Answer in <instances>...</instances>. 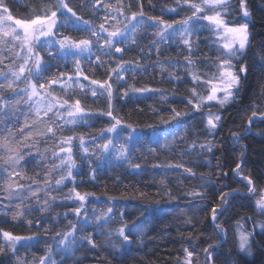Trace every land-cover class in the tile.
Returning a JSON list of instances; mask_svg holds the SVG:
<instances>
[{
	"label": "trees",
	"instance_id": "obj_1",
	"mask_svg": "<svg viewBox=\"0 0 264 264\" xmlns=\"http://www.w3.org/2000/svg\"><path fill=\"white\" fill-rule=\"evenodd\" d=\"M248 2L254 17V22L250 24L254 40L253 48L248 51L249 73L239 97L234 102L223 108L214 104L211 107L213 113L219 112L222 117V124L216 130L215 136H208L204 132L209 107L205 106L202 111L194 112L192 106L187 103L186 98L191 96L189 89L194 85L191 76L179 67L180 64L186 63L184 60L187 54L186 46L179 37L175 42H159L156 30L145 26L135 35L137 43H129L122 57L125 61H133L128 67H135L136 61H139L140 65L136 67L135 77L133 72L125 74V81L127 85L159 89L168 94V99L162 100L159 93L130 92L129 98H125V102L118 106L120 116L138 129L126 147L132 164H140L139 169L133 168L127 162L115 160L111 163L95 161L89 165L91 154L99 153L98 145L104 142L103 139L93 137H98L106 124L94 126L91 123L93 126L86 128L85 131L77 132L80 128H75L71 130V134L62 133L56 136V140L44 139L47 141L44 153L48 158L44 162L45 169H54V165L59 164V158L53 153L59 152L60 139L69 135L75 136L73 159L76 161V168L73 169L72 180H65L63 185L51 191L50 194L57 202L49 204L40 212L37 211L38 203L34 199L38 195H30V198L23 200L15 196L12 199L6 198L8 183H23L18 176L9 178L8 171L5 170L6 165L0 159V245L10 243L3 238V231L13 235L38 237V240L18 242L15 252L9 250L7 254H0V264H36L39 257L45 255L56 264H184L185 248L194 252L193 264H205L203 249L221 241L223 246L219 248L216 264H264V231L260 228V224L264 223V214H261L254 204V194L247 191V181L238 177L235 171L236 165L240 164L242 175H248L254 181L255 195L264 191V118L260 115L264 113V71L260 70L259 56L254 55L264 42L262 10L264 0ZM175 5L176 0H121L120 8L124 14L115 15L112 12L109 15L112 19L115 17L110 29L112 30L114 26L123 29L128 23L125 17H130L132 11H140L141 8L145 13V19L148 16H156L170 23L190 15L191 10L187 6H183L184 10L169 12L168 9ZM233 7L235 13L229 14L231 19L225 16L229 24L241 20L239 5L234 4ZM207 33L205 29L202 34L195 32L191 37L194 50L198 46L196 51L198 65H210L216 58ZM115 58L116 54H113V63L105 61V65L115 67L117 62ZM174 61L179 63L175 67H169ZM10 64L12 63H0V70L1 66ZM160 65H163V69ZM13 69L18 70V65ZM200 71L211 73L213 70L201 67ZM170 72L180 73L182 79L180 81L172 79L169 76ZM93 78L104 80L107 77L103 75L92 76L91 79ZM204 87L201 85V88ZM19 91L16 88V94ZM10 96L5 95L9 100ZM26 107L28 111L31 110L27 102ZM173 108L189 112L190 115L163 123L161 118L169 120ZM253 111L257 112L256 117H252ZM15 112L18 113L16 107L12 111L9 108V116L1 118L3 122L0 123V137L8 136L11 132L9 138L14 137L20 141L19 128L23 127V122L20 115L16 116ZM30 117L34 118L32 111ZM250 117L254 121L251 125ZM178 120L188 123L183 127H176ZM233 134L239 137L238 142ZM80 136L84 137V147H80ZM166 138L169 141L168 147H164ZM118 139L120 143L124 142L123 138ZM36 140L40 141V138L33 137L32 141H29L32 147L30 149L22 147L21 151L35 152L38 146ZM193 142L196 144L195 147L191 146ZM208 143L215 145L211 152L200 147L201 144ZM84 148H88L89 152L85 153ZM153 148L157 151H150ZM2 154L0 151V156ZM59 155L66 156L67 153ZM157 164L160 167H154ZM90 167L96 169L95 173ZM13 168L22 170L21 175H26L31 181L25 183L28 189L40 191L38 186L30 187L34 184H43L41 179L37 180V174L42 171L40 167L22 163ZM185 168H191L195 175H189L184 171ZM56 172L55 180L60 178V173ZM225 173L227 175H224ZM64 174L66 175V171ZM73 187L82 194H90L80 216L73 211L80 202L67 199ZM234 189H238L242 195L230 199L227 211L218 216V222L225 230L218 236V230L211 223V207L208 206L220 205L219 196ZM193 190L202 192L204 198L185 195ZM169 193L174 198L170 199ZM17 205L20 207L17 208ZM109 207L112 208V212L108 214V223L105 224L103 219L97 221L95 217L101 212L106 213ZM218 211H222V208ZM17 212H22L23 215L14 219L13 216ZM28 221L32 222L31 225ZM123 222H127L128 229H132L133 224L141 225L142 231L137 234L133 229L132 242L121 248L122 238L117 235V230L123 226ZM238 222L244 225L246 231L251 225L255 228L256 241L252 240L251 254L239 250ZM72 225H76L74 235L77 244L72 252L64 253L59 250L57 241L60 237L56 236V233L70 231ZM190 234L197 238L190 239ZM86 235H91L95 239L97 248H92L85 240L80 239ZM113 243L116 245L115 248L112 247ZM49 248L52 250L50 255Z\"/></svg>",
	"mask_w": 264,
	"mask_h": 264
},
{
	"label": "snow or ice",
	"instance_id": "obj_2",
	"mask_svg": "<svg viewBox=\"0 0 264 264\" xmlns=\"http://www.w3.org/2000/svg\"><path fill=\"white\" fill-rule=\"evenodd\" d=\"M93 6H95L96 0H92ZM234 4H238L242 12V18L239 21L229 24L226 22L225 16H231L229 14L235 13ZM183 6H187L191 10L190 15L185 18L168 22L165 19L148 16L145 19V13L141 8L140 11H132L130 17H125L128 21L124 25V28L113 27L109 30L105 27V22L108 16H105V22H101L98 25L99 31L92 23L83 19L77 14L76 11L66 2V0H46L43 13L36 14L34 18L27 19H14L11 13H9L8 7L0 0V52L7 49L12 52L15 58L22 60L23 62L18 65V70H14L12 67H8V71L0 70V80L6 81L0 82V89H9L15 91L19 87V83L23 81L26 87L21 88L18 96L19 99L15 100V104L20 103V99L26 97V102L29 104V108L32 110L34 118L31 122L26 119L23 127L19 128L21 134V140L17 141L14 137L10 139L11 132L8 136L0 137V151L3 155L0 159L4 160L6 165V171H8L9 178L12 176H18L20 179H24L19 170L13 168L15 165H19L20 161L24 158V153L21 148H31L33 137H45L48 134L52 136L57 135V131L63 132L65 125H81L89 124L94 116L107 117L105 122L106 127L100 130L98 137L93 139H103V143L98 145L99 153H92L89 158V165L95 161L111 163V161H124L129 163L133 168L139 169L140 164H132L126 144L133 139V134L137 132V127L125 121L119 114V110L113 101L118 99L129 98V93H159L162 100L168 99V94L159 89L150 87H136L134 85H127L125 81V74L128 72H134L135 67H140L139 62H135V67H128L132 65L133 61H125L122 56L115 58L116 66H109L107 71V78L104 80L90 79L87 75H84L80 69L81 60H91L95 56V63L97 67H104L105 61L103 57L113 58V52L124 53L129 43H137L135 35L145 26L155 29V34L158 37L159 42L172 41L175 42L177 37L187 48V54L184 56L186 63L180 64L179 67L184 69V72L191 76L193 87L189 89L191 96L187 97V103L192 106L194 112H200L205 106L209 107V113L206 117V125L204 132L208 136H215L216 130L222 124V117L219 112L213 113L211 107L213 102L223 108L225 105L232 103L243 88V83L249 73L248 64V51L253 48L254 37L250 32V24L254 22L253 13L249 7L248 0H176V5L168 9L169 12H176L184 10ZM111 7V5H106ZM131 5H129V8ZM264 10V8H262ZM121 15H123V9H117ZM3 13H8L6 16ZM71 14V16L68 15ZM59 14V15H58ZM139 17V19H138ZM74 18V19H73ZM115 19V17H113ZM5 21H11L10 25H5ZM135 21V23H132ZM152 23L149 24L148 22ZM206 21L207 24L201 23ZM129 24L131 27H129ZM14 25V26H13ZM174 25H179L178 27ZM80 31L88 33L89 35L84 38H73L70 35H62L63 31L67 30ZM207 29L213 33L217 39L214 43L217 45L216 58L210 65H198L196 58V51L193 48V42L191 37L195 32L203 31ZM105 33L106 35H102ZM95 38V40L93 39ZM103 41V43H101ZM11 45V47H9ZM20 48V52L14 51L16 47ZM58 46V47H57ZM95 48V51H94ZM158 50V49H157ZM46 51L53 59H60L67 61L72 58L75 61L77 71L75 72L74 80L72 75L67 76V80L62 78L66 75L62 72L54 74L55 78L45 79L49 71V65L44 61L40 52ZM21 52L25 54L21 56ZM264 42H262L254 55L259 56L260 70L264 71ZM3 60L0 58V63ZM31 62V63H30ZM15 63V60H13ZM179 62H172L169 67H175ZM163 69V65H160ZM212 68L215 71L211 73L205 71L201 73L200 69ZM83 76L84 80H89L88 90L93 98L105 97V107L92 110L82 107L81 99H73L71 96L68 98H62L52 90V85H59L61 88L71 89L73 83L78 85L83 91L85 86L80 83L78 77ZM169 76L172 79L180 81L182 79L181 74L177 72H170ZM124 82V83H121ZM127 85V86H126ZM205 86L204 88H201ZM94 86V87H92ZM121 90L123 94L121 95ZM23 94L22 96L20 94ZM222 94V95H221ZM87 95V93H85ZM3 97H0V101H3ZM95 103V100L93 101ZM9 104L7 102L0 103V117L9 116ZM51 114V115H49ZM189 112L177 111L175 108L171 110L169 120H163V123H169L171 120H175L179 117L188 116ZM264 118V113L260 114ZM257 112H252V117H256ZM44 117H48L45 120ZM67 117V119H66ZM252 117L249 118V125L254 121ZM194 118V117H193ZM188 121L178 120L176 127H183L187 125ZM152 127V125H148ZM28 129V131H25ZM121 129H127L129 131L124 132ZM250 130V129H249ZM236 142L239 141V137L233 134ZM118 138H123L124 142L120 143ZM75 136L69 135L60 139L59 152H54L53 155L59 158V164L54 165V170L60 173V178L55 180L57 186L64 184L65 180L73 179V169L76 168V161L73 159V140ZM172 139H175L173 134ZM35 143H39L36 140ZM47 143V141H45ZM80 147H84V137H79ZM168 138L165 139L164 147H168ZM64 145H67L66 147ZM195 147L193 142L191 145ZM201 148L211 152L215 147L214 144H201ZM85 153L89 152L88 148H84ZM155 152L156 149H150ZM60 153H67L66 156H60ZM154 167H160L159 164ZM167 167H182V165H167ZM90 170L95 173L96 169ZM66 171V175L64 172ZM185 172L189 175H195L191 168H185ZM236 175L242 177L247 181V191L255 194L256 186L253 179L248 175H242V168L240 164L236 165ZM224 175H227L225 173ZM95 179V175H93ZM46 184H50L51 181L45 180ZM24 185L18 183H8L6 187V198L12 199L19 198L23 200L24 194L20 191H14L15 189H23ZM43 190V189H42ZM32 196H36L35 190L31 191ZM89 193H81L73 187L67 199H75L79 201V206L75 207L73 211L77 216L81 215V211L84 207V203L89 196ZM188 196L201 197L203 199V193L200 191H191L185 193ZM242 193L238 189H234L232 192H223L219 199L221 204L211 207V223L214 228L218 230L217 235L220 236L224 233V229L218 222V216L223 215L224 211H227V205L230 199H235L241 196ZM169 198L174 197L169 193ZM53 199H55L53 197ZM47 203V201L45 202ZM256 206L264 214V191H262L259 198L256 200ZM20 205H17L19 208ZM222 208V211L218 209ZM207 211V207L205 208ZM112 212V208L109 207L107 212H101L95 217L97 221L104 220V223H108V214ZM22 212H17L13 218L22 216ZM123 216V213H121ZM87 222V221H85ZM190 222V221H189ZM31 225V221H28ZM143 222H141L142 224ZM255 224V222H253ZM260 228L264 231V223L260 224ZM127 229V233H126ZM135 229L137 234L142 231L141 225L133 224L132 229H128L127 222H123V226L117 230V235L122 238L120 247L131 243L133 237L131 235L132 230ZM76 232V225H72L71 230L63 234L56 233L60 239L57 241L59 250L64 253L72 252L77 244V238L74 233ZM237 232L239 233V250L247 254H251L252 249V237L254 232H246L244 225L237 224ZM199 235V234H198ZM2 236L6 241H9L7 245H0V254H7L9 250L16 251V244L20 241L38 240L35 235L21 236L13 235L8 231H3ZM71 237V239H70ZM190 239L192 237L190 234ZM81 240H85L87 244L92 248H97L98 245L95 239L91 235L81 236ZM111 236L109 234V240ZM223 246V242L217 244H210L207 248H204L205 264H216L218 259L219 248ZM112 247L116 245L113 243ZM211 249V250H210ZM51 248L48 249V254H51ZM185 260L184 264H193V251H189L188 248L184 249ZM36 264H56L54 260H49V256L39 257Z\"/></svg>",
	"mask_w": 264,
	"mask_h": 264
},
{
	"label": "flooded vegetation",
	"instance_id": "obj_3",
	"mask_svg": "<svg viewBox=\"0 0 264 264\" xmlns=\"http://www.w3.org/2000/svg\"><path fill=\"white\" fill-rule=\"evenodd\" d=\"M53 2H55V0H53ZM66 2L73 8L74 11L77 12L79 16H81L83 19L89 20L94 25H99L101 22H105V16H108V19L105 22V27L108 28L109 30H111L110 25L113 23V19L110 18L109 15L112 12H114L115 15L120 13L119 11H117V9H120L121 0H96L95 6H93L92 0H66ZM3 3L8 7L9 13L12 14L14 19H27V18H34L36 14H42L46 0H3ZM109 4L111 5V7H106V5ZM7 14L8 13H3V15L5 16ZM68 15L71 16L70 13H68ZM10 24L11 21H5L6 26ZM97 29L99 31L98 27ZM62 35H70L73 38H84L89 34L80 31H73L69 29L67 31H63ZM102 35H106V34L102 33ZM93 39L95 40L94 37ZM101 43H103V41ZM9 47H11V45H9ZM14 51L20 52V48L17 46ZM124 53H122L119 57L121 56L123 57ZM24 54H25L24 52H21V56H23ZM40 54L44 59V61L49 65V71L45 76V79L55 78L54 74H56L57 72H62L66 74L62 78L65 81L67 80L68 75H72L74 77V80L77 79V77H75V72L77 71V68L75 61L72 58H69L67 61H63L60 59H53L48 55L46 51H41ZM113 54H115V52ZM2 56H3L2 58L3 62L6 63H13V60H15V63L18 64H21L23 62L22 60L15 58L14 54L12 52H9L7 49H5L2 52ZM116 58L118 57L116 56ZM103 59L104 61H107L110 64L113 63V58L103 57ZM108 66L109 65L107 66L105 65L104 67H97L95 63V56H93L91 60L88 59L81 60L80 63V69L83 71L84 75H87L89 77V80L91 79L92 76L97 77V76L106 75L107 77L106 70ZM136 73H137V68L135 67V71L133 72L134 77ZM78 79L80 83L85 86L83 91L75 83H73V87L71 89H67V91H65V89L61 88L59 85H52V90H54L55 93L61 96L62 98H68V96H71L73 99L76 98L81 99L82 107L86 106L87 109L96 110V109L104 108L106 104L105 97L102 96L99 98H93L91 96L90 91L88 90L89 80H84L83 76L78 77ZM19 84H22V86L19 87V89L26 87L23 81H21ZM85 93H87V95H85ZM94 100L95 103H93ZM23 102L26 105L25 97L23 98ZM124 102L125 99H118L113 101L114 105H116L117 108L120 104ZM44 119L48 120V117H44ZM107 120H108L107 117L94 116L90 121V124L93 123L94 126L95 124L104 126ZM88 127H90L89 124L65 125L63 132L57 131L56 136H59L62 133L71 134V130H75V128H80V130H78L77 132L85 131V129ZM56 136L50 135L47 138L49 139L55 138L56 140ZM80 162H82V160Z\"/></svg>",
	"mask_w": 264,
	"mask_h": 264
},
{
	"label": "rangeland",
	"instance_id": "obj_4",
	"mask_svg": "<svg viewBox=\"0 0 264 264\" xmlns=\"http://www.w3.org/2000/svg\"><path fill=\"white\" fill-rule=\"evenodd\" d=\"M241 18H242V12L240 10V19ZM201 23L207 24L206 21H202ZM206 31L208 32L207 36H208L209 42L212 44V48L211 49H213L214 53H216L217 45L214 43V41H216L217 37L213 33L209 32L207 29H206ZM197 32L202 34V31L198 30ZM0 58H3L2 52H0ZM16 65H19V64L18 63H12V64H10V66L9 65H7L5 67L1 66V70L7 72L8 71V67L15 68ZM212 70L215 71V69H212ZM4 83H6V81H4ZM18 83H20V82H18ZM21 86H22V84H19V87H21ZM19 87H18V89H19ZM1 91H2L1 95L4 98L3 102H7L9 104V108L11 109V111H12V109L15 110V107H16V110L18 111V113L15 112V115L16 116L20 115V118H21V120L23 122V126L25 124V120L26 119L30 123L31 119H32L30 117V111H28L26 105L23 102V99H20V103L17 105V104H15V100L19 99L20 96H18L15 91L9 90V89H6V88L2 89ZM5 95H9V96L11 95L10 96V100L8 98H6ZM20 95L22 96V94H20ZM213 104H214V102H213ZM214 105H216V104H214ZM216 106H219V105H216ZM208 113H209V110L206 112V116L208 115ZM1 118H4V117H0V123L3 122V119H1ZM25 130H28V129H25ZM50 135H52V134H48V136H50ZM48 136L38 137V138H40V141H39V143H37L38 146L35 149V152H31V153L28 152L27 153L25 151H22L25 155H24L23 160L20 161V163H19V164L24 163V164L36 165V166H38V167H40L42 169L41 173L37 174V176H38L37 180L41 179L43 184L42 185L41 184H34V185L30 186V187L38 186L39 189H40V191L38 189H33V190H35L37 192V195H38V196L36 195L37 197H35L34 199H35V202L38 203L37 206H38L39 209H37V211H40V212H43L44 208L47 207L49 204L52 205V204L57 202L56 199H53V195L50 194L52 190H55L57 188V185L55 184V178H54L55 176H57V172L54 171L53 168L45 169V163H44L48 159L47 158V154L44 153V150L46 149V147H45L46 143H45L44 139H47ZM65 155H66V153H65ZM2 162L5 165L3 159H2ZM20 172L23 173L22 170ZM23 177H24V179H21V183H23L22 185H24V187H23V189H18V191H20V192H22L24 194V198L23 199H26V198L28 199V198H30L32 190L28 189L26 187L25 183L26 182H31V181L27 179L26 175L23 176ZM45 180H49V181H51V183L50 184H46ZM261 193L262 192L257 193L256 195L255 194L253 195V196H255L254 199H253V202H254L255 205H256V200L259 198ZM46 201H47V203H45ZM258 211H259V209H258ZM32 212H34V211H32ZM246 232H250V229L248 231H246ZM238 237H239V233H238Z\"/></svg>",
	"mask_w": 264,
	"mask_h": 264
},
{
	"label": "water",
	"instance_id": "obj_5",
	"mask_svg": "<svg viewBox=\"0 0 264 264\" xmlns=\"http://www.w3.org/2000/svg\"><path fill=\"white\" fill-rule=\"evenodd\" d=\"M115 54H116L117 57H119L122 53H115ZM249 229H250V232H254V235L252 237V240L255 242L256 241L255 240V228H253V226L251 225Z\"/></svg>",
	"mask_w": 264,
	"mask_h": 264
}]
</instances>
